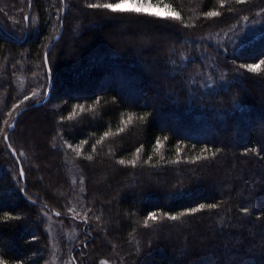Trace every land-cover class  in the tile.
<instances>
[{
  "label": "trees",
  "instance_id": "obj_1",
  "mask_svg": "<svg viewBox=\"0 0 264 264\" xmlns=\"http://www.w3.org/2000/svg\"><path fill=\"white\" fill-rule=\"evenodd\" d=\"M115 2L0 0V260L55 264V218L59 264H264V0Z\"/></svg>",
  "mask_w": 264,
  "mask_h": 264
},
{
  "label": "snow or ice",
  "instance_id": "obj_2",
  "mask_svg": "<svg viewBox=\"0 0 264 264\" xmlns=\"http://www.w3.org/2000/svg\"><path fill=\"white\" fill-rule=\"evenodd\" d=\"M223 2V0H222ZM239 3H243L244 0H237ZM90 7H97V5L92 4L89 5ZM100 7L110 9L113 12H131V13H146L148 15L156 16V17H163V18H172V19H180V13L177 11H165L161 12L159 9L153 10L154 6L150 3V0H119V3H104L100 5ZM207 16H218L220 15L217 11H211L206 13ZM27 19V17H26ZM45 65L48 64L47 55L45 56ZM264 64V60H261L258 63L254 64H248V65H242V67L247 68L250 72H259L261 69V65ZM25 99H28V97H25ZM81 110H84V106H79ZM76 113L74 112L73 115ZM128 122H131V117H129ZM122 130V129H121ZM110 133H105V136H108ZM4 139H7V135H5ZM97 143H100V141H97ZM139 151V149L137 150ZM23 155V153H20ZM77 154L79 155V149H77ZM212 155H215V153H212ZM91 158V157H89ZM196 159H200V157H196ZM121 163H124V161H121ZM132 163H135V161H132ZM21 177H23V171H21ZM215 208L217 205L215 204H201L197 208H189L186 209V212L179 213L177 215H169V213L164 212L162 213V217H166L167 219L177 221L180 220L182 216L185 214H193L198 211H200L203 208ZM243 211L247 212L248 209H243ZM161 219V216H158L156 212H149L148 216L144 220L145 226H148L149 221H158ZM0 264H6V261L0 260ZM102 264H106V262H102Z\"/></svg>",
  "mask_w": 264,
  "mask_h": 264
},
{
  "label": "rangeland",
  "instance_id": "obj_3",
  "mask_svg": "<svg viewBox=\"0 0 264 264\" xmlns=\"http://www.w3.org/2000/svg\"><path fill=\"white\" fill-rule=\"evenodd\" d=\"M150 3L154 6L153 10L159 9L162 13L165 11H169V9L164 6H159L153 4L152 2ZM43 185L45 184L43 183ZM63 220L53 218L51 221H49L48 224V231L53 240L54 251L56 254L55 264H59V257L61 252L60 248L62 249L61 245L63 242L67 243L65 244V246H67L69 243L70 245L68 246L74 247L75 245L80 244L82 239V223L77 220ZM97 262V264H102V262H106V264H111L109 260L104 258L98 260ZM68 264H71V261Z\"/></svg>",
  "mask_w": 264,
  "mask_h": 264
},
{
  "label": "water",
  "instance_id": "obj_4",
  "mask_svg": "<svg viewBox=\"0 0 264 264\" xmlns=\"http://www.w3.org/2000/svg\"><path fill=\"white\" fill-rule=\"evenodd\" d=\"M62 29H63V28L60 29V31L58 32V34L53 38L52 42L49 44V46H48V48H47V50H46V52H45V56L47 55V59H48V53H47V52L50 51L51 47H52L53 44L56 42V40L60 38L61 33H62ZM44 60H45V57H44ZM48 64H49V61H48ZM48 64L46 65V70H47V73L50 75V74H51V70H50V66H49ZM48 77H49V82H48V88H47V91H46V96H47V97H48V95H49V90H50L49 88L51 87V77H50V76H48ZM47 97H45L43 100L36 101L35 103L32 104L31 107H37V106L42 105V104L45 102V100H47ZM27 109H28L27 106L22 107V108H20L18 111H16L15 114H13V115H14L13 120H12V122L9 124V126H7V127H8V131H7V133L5 134V135H7V138H8V134H9V132L12 131V130L14 129V126L16 125V122H17V120H18L19 114H21L23 111H25V110H27ZM4 137H5V136H4ZM3 139H4V138H3ZM4 140H5V142H6V145H7L8 149H9V151L12 153L13 157L16 158V159L18 160V162H19V159H18L17 153L14 151V149H12L11 145L9 144L8 139H4ZM21 171H23L22 168H21V170H20V175H21ZM24 174H25V173H24V171H23V177H21V179H22L23 182H25V175H24ZM33 202L36 203V201H33ZM54 214H55V215H58L57 212H54Z\"/></svg>",
  "mask_w": 264,
  "mask_h": 264
}]
</instances>
